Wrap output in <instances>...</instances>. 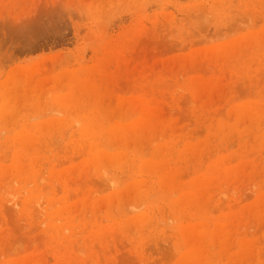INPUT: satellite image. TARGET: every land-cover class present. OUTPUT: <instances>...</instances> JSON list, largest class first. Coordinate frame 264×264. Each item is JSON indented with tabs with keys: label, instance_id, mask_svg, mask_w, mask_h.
<instances>
[{
	"label": "rangeland",
	"instance_id": "obj_1",
	"mask_svg": "<svg viewBox=\"0 0 264 264\" xmlns=\"http://www.w3.org/2000/svg\"><path fill=\"white\" fill-rule=\"evenodd\" d=\"M0 264H264V0H0Z\"/></svg>",
	"mask_w": 264,
	"mask_h": 264
}]
</instances>
